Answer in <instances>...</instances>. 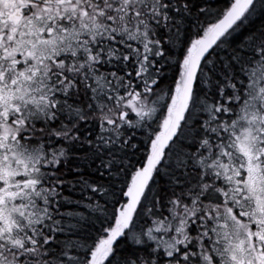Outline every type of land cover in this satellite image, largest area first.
Masks as SVG:
<instances>
[{"label": "snow or ice", "instance_id": "1", "mask_svg": "<svg viewBox=\"0 0 264 264\" xmlns=\"http://www.w3.org/2000/svg\"><path fill=\"white\" fill-rule=\"evenodd\" d=\"M0 264H264V0H0Z\"/></svg>", "mask_w": 264, "mask_h": 264}]
</instances>
